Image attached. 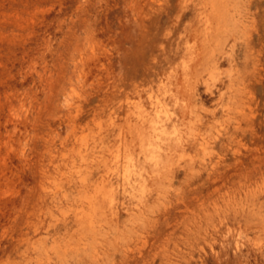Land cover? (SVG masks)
<instances>
[{
  "label": "rangeland",
  "instance_id": "rangeland-1",
  "mask_svg": "<svg viewBox=\"0 0 264 264\" xmlns=\"http://www.w3.org/2000/svg\"><path fill=\"white\" fill-rule=\"evenodd\" d=\"M263 244L264 0H0V264Z\"/></svg>",
  "mask_w": 264,
  "mask_h": 264
},
{
  "label": "bare ground",
  "instance_id": "bare-ground-1",
  "mask_svg": "<svg viewBox=\"0 0 264 264\" xmlns=\"http://www.w3.org/2000/svg\"><path fill=\"white\" fill-rule=\"evenodd\" d=\"M206 116V115H205ZM238 121V120H237ZM219 122H220V120H219ZM201 123V122H200ZM242 123V122H241ZM243 123H244V121H243ZM232 126V125H231ZM238 126V125H237ZM217 134V133H216ZM192 135V134H191ZM238 137V136H237ZM208 138V137H207ZM218 138V137H217ZM244 138V137H243ZM200 139V138H199ZM236 139V138H235ZM239 139V138H238ZM247 139V138H246ZM245 141V140H244ZM243 141V142H244ZM184 143V142H183ZM238 143H239V141H238ZM213 144H215V142L213 143ZM241 144H243V143H241ZM201 145V144H200ZM203 145V144H202ZM191 146V145H190ZM244 146V145H243ZM202 147V146H201ZM216 148V147H215ZM224 149V148H223ZM234 149V148H233ZM215 151V150H214ZM188 154V153H187ZM185 156H187V155H185ZM188 157V156H187ZM216 157V156H215ZM199 160V159H198ZM218 163V162H217ZM219 164V163H218ZM201 179V178H200ZM193 181H195V180H193ZM214 186V185H213ZM197 192V191H196ZM224 239V238H223ZM222 241H225V240H222ZM228 241V240H227ZM226 245V244H225ZM264 245V244H263ZM264 250V249H263Z\"/></svg>",
  "mask_w": 264,
  "mask_h": 264
}]
</instances>
